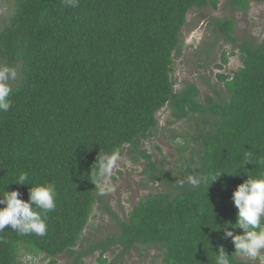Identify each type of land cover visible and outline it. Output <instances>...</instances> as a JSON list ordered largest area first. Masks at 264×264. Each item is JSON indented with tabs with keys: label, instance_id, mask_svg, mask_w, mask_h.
<instances>
[{
	"label": "trees",
	"instance_id": "trees-1",
	"mask_svg": "<svg viewBox=\"0 0 264 264\" xmlns=\"http://www.w3.org/2000/svg\"><path fill=\"white\" fill-rule=\"evenodd\" d=\"M225 1L226 9L242 13L264 4ZM221 3L79 0L72 8L64 0H14L0 30V66L20 73L12 107L0 113V195L19 190L28 200L33 183L54 181L58 197L45 236L5 227L0 264H22L23 257L84 264L94 256L108 264V255L115 256L111 264H124L137 248L159 251L161 264H215L220 246L235 252L216 224H235L234 191L248 175L264 171V42L240 44L236 20L215 19L209 27L236 49L242 64L217 76L226 97L213 89L218 99L203 100L196 84L177 91L175 80L189 15L216 12ZM217 43L208 47V58ZM230 57L224 52L216 68L223 71ZM161 113L167 127L195 125L194 135L178 136L183 155L170 171L145 148L158 136ZM105 155L145 161L146 180L159 189L124 220L100 195L98 162ZM22 172L32 183H15ZM217 172L224 174L212 184L205 179ZM97 206L114 217L119 233L92 242L84 236ZM232 260L255 264L236 254Z\"/></svg>",
	"mask_w": 264,
	"mask_h": 264
},
{
	"label": "rangeland",
	"instance_id": "rangeland-1",
	"mask_svg": "<svg viewBox=\"0 0 264 264\" xmlns=\"http://www.w3.org/2000/svg\"><path fill=\"white\" fill-rule=\"evenodd\" d=\"M13 4L14 0H0V30L8 19ZM226 6L227 2L222 0L220 8L216 12L208 10L193 12L189 15L188 25L183 31V39L185 41L184 55L175 62V80L179 84L176 87L177 91H180L184 84L188 83L196 84L200 88L203 100L208 96L218 99L213 89L223 98L226 97L227 90L219 82L217 76L219 74L229 75L233 71H237L242 64L236 49L219 38L213 29L209 27V24L215 19L231 18L236 20L235 37L239 39L240 44L243 39L254 41L256 45L264 42V4L253 3L248 13L226 9ZM220 33L223 34L222 32ZM213 42L218 43L208 58V47ZM224 52H227L229 57L234 52L236 55L230 57V63L223 71H219L216 66L222 64ZM19 80L20 73H18L17 80L12 82V87L16 86ZM166 117L162 113L159 114L160 129L158 136L146 143L145 148L158 166L164 165L165 169L170 171L177 165L179 158L183 155L180 151L181 141L178 136L194 135L195 125L194 123L190 125L184 123L176 127H167ZM190 147L194 148L195 144H191ZM144 170L145 161L137 165L129 157L118 158L111 175L102 179L101 189L103 188L104 190H100V195L112 212L122 220L145 197L159 192L157 185L154 186L147 182V176L143 173ZM119 172H122V175H119ZM113 178H116V180ZM118 233V225L114 217L107 213L102 206H97L84 237L85 239H91L92 242H98ZM115 254L119 255L120 252ZM44 259V257L37 259L34 257H23L21 263L51 264L50 261H44ZM107 259L109 261L108 264H111L114 262L115 256L108 255ZM243 259L255 264H264V253L261 254V257L254 260L247 257H243ZM162 261L163 256L159 251L137 248L123 260V263L161 264ZM58 264H72V261L61 257L58 259ZM84 264L101 263L99 262V257L94 256L87 259Z\"/></svg>",
	"mask_w": 264,
	"mask_h": 264
},
{
	"label": "clouds",
	"instance_id": "clouds-1",
	"mask_svg": "<svg viewBox=\"0 0 264 264\" xmlns=\"http://www.w3.org/2000/svg\"><path fill=\"white\" fill-rule=\"evenodd\" d=\"M64 3L67 7L79 6V0H64ZM17 78L18 72L15 67L0 66V113L8 112L12 107V82ZM117 160L116 155H105L99 160L97 175L101 180L111 175ZM222 174L224 172H217L205 179H210L212 184ZM30 182L29 173L22 172L15 183L26 185ZM188 182L194 185L197 183L193 180ZM57 197L54 181L33 183L29 189L28 200L21 198L19 190L10 192L6 190L0 195V205H4L0 207V233L5 232L6 226H10L11 231L20 235L45 236L48 231V214L56 209ZM232 199L238 209L236 222L233 224L226 221L223 225L215 223L218 226L217 230H223L224 238H232L235 247L233 254L254 260L264 253V171L258 172L255 177L248 175V179L238 185ZM235 229H242V233L234 234ZM232 255L220 246L216 252L215 264H233Z\"/></svg>",
	"mask_w": 264,
	"mask_h": 264
}]
</instances>
